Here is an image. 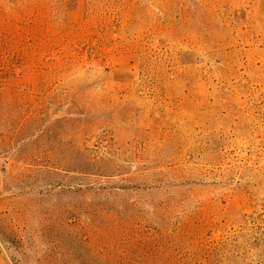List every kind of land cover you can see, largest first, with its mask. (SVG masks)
I'll return each mask as SVG.
<instances>
[{"label":"rangeland","instance_id":"374dc122","mask_svg":"<svg viewBox=\"0 0 264 264\" xmlns=\"http://www.w3.org/2000/svg\"><path fill=\"white\" fill-rule=\"evenodd\" d=\"M0 264H264V0H0Z\"/></svg>","mask_w":264,"mask_h":264}]
</instances>
